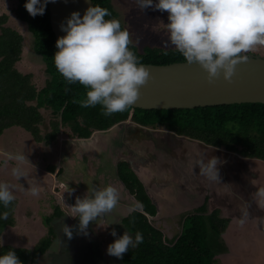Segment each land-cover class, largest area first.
<instances>
[{"label": "rangeland", "instance_id": "rangeland-1", "mask_svg": "<svg viewBox=\"0 0 264 264\" xmlns=\"http://www.w3.org/2000/svg\"><path fill=\"white\" fill-rule=\"evenodd\" d=\"M156 2L153 0V4ZM15 3V0H0V13L8 17L5 26L23 37V53L16 67L23 74L33 73L32 84L40 88L48 75L44 72L41 57L33 51V36L24 21L18 18V13L13 11ZM111 3L139 52L145 46L176 49L170 42L164 47L169 37L165 27L169 23L167 12L153 8L141 11L136 0H111ZM246 54L264 58V47L258 46ZM42 115L41 130L45 133L51 120L50 111H42ZM126 126L121 124L107 132L96 131L86 141L72 139L67 126L49 146L36 143L20 128L5 130L0 136V182L13 186L10 190L16 205L14 226L5 228L0 236L3 245L31 249L40 239L50 235L53 242L48 258H53L57 253L54 249L56 232L75 221L67 207L74 206L77 198L91 195L85 190H99L111 185L119 193L118 205L110 213L101 214L97 218L99 221L92 225L101 250L107 254V246L115 240L110 231L115 230L117 217L125 218L129 215L128 209L133 211V206L137 205L116 175V163L127 160L156 206V215L150 217L151 223L167 238L179 231L181 218L186 212L205 204L208 212L219 208L222 216L230 219L223 235L210 232L207 238L218 263L264 264V204L261 203L264 198L259 195L264 190V163L240 158L223 149H209L203 144L179 138L165 128L142 129L133 137L126 133ZM3 152L22 153L27 158L30 166H24L25 175L19 179L12 175L16 162L6 161ZM201 157L205 162L211 157L220 159L221 163L217 165L219 183L200 174L195 161ZM46 163L59 166L61 173L51 178L45 173ZM33 181L42 189L38 196L26 192ZM68 189L75 191L70 195ZM55 201L60 204L63 215H54ZM245 210L248 216L241 227L238 221L243 218ZM104 222L110 224V229L104 231ZM116 225V231L120 230ZM50 259L45 262L49 263Z\"/></svg>", "mask_w": 264, "mask_h": 264}, {"label": "trees", "instance_id": "trees-1", "mask_svg": "<svg viewBox=\"0 0 264 264\" xmlns=\"http://www.w3.org/2000/svg\"><path fill=\"white\" fill-rule=\"evenodd\" d=\"M13 11L24 21L33 36V51L40 56L48 77L44 85L32 84L33 73H21L16 64L23 53V37L16 30L6 27V14L0 13V136L12 127L28 132L36 143L49 146L67 126L72 139L89 140L95 131L107 132L115 126L126 124L128 135L146 128H165L169 133L194 142L212 145L240 158L264 163V104L244 103L197 107L194 109L143 110L129 108L125 112L103 115L100 105L84 108L87 88L79 83H68L57 71L54 55L58 51L49 23L48 4L45 14L31 17L24 4L27 0H15ZM111 13L105 19H118L111 0H92ZM119 20V19H118ZM121 23V22H120ZM122 30L123 25L121 23ZM130 50L141 64L165 65L185 62L177 49H161L150 46L139 52L133 44ZM244 55H247L246 53ZM252 56L254 55H247ZM42 111H50L51 120L45 133L41 130L44 121ZM134 141L136 138H133ZM117 178L141 207V212L132 211L122 222L135 238L142 234V243L129 248L123 255L125 264H220L209 247L207 238L211 233L223 235L230 223L219 208L207 211L201 204L186 212L181 218L179 231L170 239L155 227L150 217L156 215V206L148 196L131 162L116 163ZM51 178L61 173V168L51 164L45 170ZM16 202L8 208L0 203V217L7 211L8 219L0 218V236L7 227L14 226L13 211ZM54 215L61 212L54 207ZM50 235L40 239L31 249L0 246V255L12 250L22 264H42L44 254L51 244Z\"/></svg>", "mask_w": 264, "mask_h": 264}, {"label": "clouds", "instance_id": "clouds-1", "mask_svg": "<svg viewBox=\"0 0 264 264\" xmlns=\"http://www.w3.org/2000/svg\"><path fill=\"white\" fill-rule=\"evenodd\" d=\"M55 2L27 0L24 8L31 17L42 16L47 4ZM136 3L141 11L153 8L168 13L169 23L165 27L169 37L164 47L170 42L189 65H199L207 73L209 84L221 74L225 82L231 83L235 66L248 60L244 54L258 46L264 47V0H157L155 4L153 0H136ZM110 15L108 9L99 5L89 6L82 17L79 12H72L60 26L65 35L57 39L55 47L58 51L53 57L57 71L68 83H79L88 89L81 106L100 105L105 116L131 108L139 98V89L151 79L147 68L130 50L129 46L134 43L131 33L127 29L122 30L118 19H105ZM207 147L213 148L211 144ZM2 155L6 161L16 162L17 166L12 169L16 179L25 175L23 168L30 166V162L22 153L3 152ZM220 163L217 157H211L207 162L203 157L195 161L200 174L216 183L220 182L217 167ZM12 187L7 182H0V203L5 208L15 201L10 190ZM41 190L33 181L26 192L38 196ZM67 191L71 195L75 190ZM259 195L264 198V190ZM118 202L117 189L109 185L103 189H93L90 196L77 198L74 206L67 208L71 210L73 218H78L79 228L83 232L101 214L110 213ZM261 203L264 204V199ZM8 216L9 213L5 211L0 218L7 220ZM247 216L245 210L243 218L238 221L241 227L246 223ZM62 231L68 239L72 238L71 227L63 225ZM110 235L115 237V230ZM142 240L139 232L133 239L125 231L107 246V254L122 259L130 247H137ZM0 264L22 262L14 251L9 250L0 255Z\"/></svg>", "mask_w": 264, "mask_h": 264}, {"label": "water", "instance_id": "water-1", "mask_svg": "<svg viewBox=\"0 0 264 264\" xmlns=\"http://www.w3.org/2000/svg\"><path fill=\"white\" fill-rule=\"evenodd\" d=\"M93 6L92 0H56L48 3L49 23L55 44L65 35L60 30L72 12ZM151 79L139 89L133 108L143 110L194 109L197 107L244 103L264 104V58L248 56L247 62L235 66L231 83L222 74L213 83L207 82V73L199 65L187 61L165 65L143 64ZM141 212V207L134 206Z\"/></svg>", "mask_w": 264, "mask_h": 264}, {"label": "flooded vegetation", "instance_id": "flooded-vegetation-1", "mask_svg": "<svg viewBox=\"0 0 264 264\" xmlns=\"http://www.w3.org/2000/svg\"><path fill=\"white\" fill-rule=\"evenodd\" d=\"M49 165H50L49 163H46L44 169L46 170ZM85 191H89V193H91L92 190L87 189ZM87 196H90V195L88 194ZM55 205H56L55 207H59L60 204H57L55 201ZM128 211H132V209H128ZM65 214L67 213H64V215ZM97 218L93 220L92 222H90L87 228L83 232L79 228L78 218H75L74 223H72L71 225L70 223H67V226H71L72 228V238L71 239H68L64 235L63 231H59V233L56 232V237H55L56 240H55L54 249H56L57 253L56 255H53V258L52 257L51 259L48 258L49 257L48 252L50 251L49 249L52 248V242H53L52 240L53 237H52L51 239L52 242L48 250L44 254V257L42 259V264H44L45 260L48 261V259H50L49 263L45 262V264H125L122 259H117L115 257L109 256L108 254H104L103 251L101 250V247H100L101 245L100 243H98V240L96 239V235L92 229V225L93 224L95 225V223H97L96 221H99ZM123 218H124L123 216L117 217L115 225L117 224L116 226H119V229L121 231L120 230L116 231L117 227H115L114 225L116 236L113 237L111 235L112 238L114 239H118L120 236L123 235L125 231H127V229L125 228L122 222ZM49 223H51V221ZM109 227H110V224L109 223L107 224L106 222H104V226H103L104 231ZM85 232L87 233L86 235H85ZM127 232L129 233V231Z\"/></svg>", "mask_w": 264, "mask_h": 264}, {"label": "crops", "instance_id": "crops-1", "mask_svg": "<svg viewBox=\"0 0 264 264\" xmlns=\"http://www.w3.org/2000/svg\"><path fill=\"white\" fill-rule=\"evenodd\" d=\"M119 181H120V180H119ZM120 182H121V181H120ZM141 182H142V181H141ZM123 187H124V185H123ZM124 188H125V187H124ZM134 200H135V199H134ZM135 202H136V201H135ZM136 203H137V202H136ZM137 205H138V203H137ZM137 205H136V206H137ZM133 208H134V206H133Z\"/></svg>", "mask_w": 264, "mask_h": 264}]
</instances>
